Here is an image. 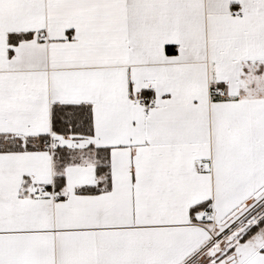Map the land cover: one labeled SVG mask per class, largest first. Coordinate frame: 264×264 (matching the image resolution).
<instances>
[{"label": "snow or ice", "instance_id": "obj_1", "mask_svg": "<svg viewBox=\"0 0 264 264\" xmlns=\"http://www.w3.org/2000/svg\"><path fill=\"white\" fill-rule=\"evenodd\" d=\"M0 264H264V0H0Z\"/></svg>", "mask_w": 264, "mask_h": 264}]
</instances>
